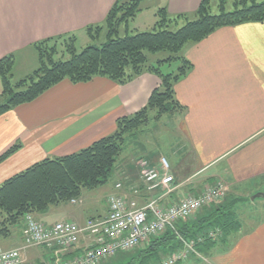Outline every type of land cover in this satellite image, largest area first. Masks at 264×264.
Masks as SVG:
<instances>
[{"label":"crops","instance_id":"1","mask_svg":"<svg viewBox=\"0 0 264 264\" xmlns=\"http://www.w3.org/2000/svg\"><path fill=\"white\" fill-rule=\"evenodd\" d=\"M115 1L0 0V58L16 53L14 74L28 70L26 75L35 64L34 43L62 34L89 37L86 28L102 25ZM142 2H150L156 17L160 7H166L170 15L193 12L201 0ZM182 54L192 67L174 86L185 109L168 115L176 119L181 138L177 141L179 152L170 156L174 183L165 201L174 203L221 180L226 194L248 196L249 200L241 203L256 208L251 196L264 193V20L219 27L202 40L187 44ZM160 83L152 72L125 84L105 76L78 83L66 78L34 100L4 112L0 115V156L14 145L19 147L0 162V185L38 161L71 154L112 133L117 119L142 109ZM142 156L152 165L159 162V155L151 152ZM138 158H133L134 163L126 162V157L119 161L115 185L122 179L124 186L113 193L145 204L166 191L147 190L139 177ZM78 201L70 203L83 202L82 198ZM258 207L264 213V201ZM107 213L106 202L99 216ZM46 214L37 216L50 224L62 220L84 224L89 219L71 218L67 213L45 221ZM19 236L12 248L23 245L22 231ZM91 241L85 233L62 257L81 253ZM23 252L29 262L35 263L51 255L44 247H28ZM206 256L204 264H264V214L243 218L242 226ZM185 262L201 264L193 257Z\"/></svg>","mask_w":264,"mask_h":264},{"label":"trees","instance_id":"2","mask_svg":"<svg viewBox=\"0 0 264 264\" xmlns=\"http://www.w3.org/2000/svg\"><path fill=\"white\" fill-rule=\"evenodd\" d=\"M142 1L116 0L102 25L86 28L92 39L106 29V41L100 44H89L78 50L76 34H62L34 43L38 65L17 80L14 74L16 53L0 58V115L34 100L66 78L78 83L105 76L125 84L145 72H152L161 80L146 105L117 119L112 133L71 154L38 161L6 179L0 185V235L10 236L13 227L27 214L36 218L37 214L48 212L53 206L78 201L85 190L107 184L122 158L129 136L142 131L151 120L159 121L185 109L176 97L174 86L192 67V62L182 54L187 44L202 40L222 26L264 20V0H218L216 11H213L212 0H201L195 11L176 15H170L166 7H160L152 30L121 35V26L136 17L142 9ZM59 42L64 46L61 53L57 49ZM160 52H165V56L153 61L152 56ZM174 62L180 63L177 71L164 70V65L171 68ZM18 147L14 145L2 154L0 162ZM142 158L149 160L145 156L137 159L139 177V160ZM117 183H123L122 179ZM235 199L226 194L223 202L205 206L193 217L180 220L174 227L152 236L148 242L118 251L99 264H158L183 248L189 240L194 241V250L176 264H183L191 257L200 261L203 254L219 248L221 242L228 240L242 226L234 207ZM211 231H217L216 237L210 235ZM85 233L93 239L89 232L82 235Z\"/></svg>","mask_w":264,"mask_h":264},{"label":"built area","instance_id":"3","mask_svg":"<svg viewBox=\"0 0 264 264\" xmlns=\"http://www.w3.org/2000/svg\"><path fill=\"white\" fill-rule=\"evenodd\" d=\"M139 166L140 177L148 190H171L174 176L166 157L160 158L158 166L142 158ZM121 187L122 183L116 184V188ZM137 192L139 193V189L136 188ZM225 195L226 187L221 180L207 184L199 193L183 196L174 203L153 198L140 205L137 200L130 201L124 195L111 194L108 197V214L88 219L85 225L72 220L46 224L32 214H27L24 217V246L9 249L0 246V264H99L118 251L129 250L148 242L152 236L161 234L168 227H174L178 221L193 217L201 208L219 203ZM217 231H211L210 235L216 237ZM84 232L91 234V244L81 253L62 257L77 245ZM193 242L185 241L183 248L158 264H176L185 260L194 250ZM32 246L48 249L50 257L39 263L29 262L23 250Z\"/></svg>","mask_w":264,"mask_h":264},{"label":"rangeland","instance_id":"4","mask_svg":"<svg viewBox=\"0 0 264 264\" xmlns=\"http://www.w3.org/2000/svg\"><path fill=\"white\" fill-rule=\"evenodd\" d=\"M230 2V1H228ZM142 2L141 3V11L131 19L127 25L121 26V35H124L126 32L128 33H135L137 31H145V30H152L154 22H155V15L153 14V9L150 8L151 4L150 2ZM217 4L218 0H212V8L213 11L217 10ZM148 6V7H146ZM145 8V9H144ZM86 35V34H84ZM106 41V29L104 28L100 35L96 37L95 39H92L91 37L82 36L79 35L76 47L78 50H81L83 47L89 45V44H100L102 42ZM57 49L59 53L63 52L64 46L61 42L57 44ZM153 55V54H152ZM165 56V52H160L157 54V56H152V58H161ZM37 54L35 57V64L33 67H31V70L37 67L38 61H37ZM33 63V62H31ZM179 62H174L169 67H164V70L166 71H177ZM28 72V70L21 71L15 73V79H19L25 75V72ZM2 91V85H0V93ZM177 122L175 118L168 117V115L164 116L161 120H151L149 125L145 127L142 131L138 132L137 134H134L132 136H129L122 154V158L126 157V162L128 163H134L133 158H138L139 156H142L143 154L147 152H151L153 156L160 157H167L169 164L171 166V157L174 154H177L179 152L177 147V141L180 140L181 137H179L177 133ZM128 155H131L130 159H128ZM165 155V156H164ZM179 157H181V154H178ZM120 158V160H122ZM119 160V161H120ZM125 162V163H126ZM119 175L117 170L113 172L111 175L109 181L107 184H105L102 187L96 188L94 190H85L82 200L83 202L81 204L73 205L71 203H63L58 206H53L50 208V210L47 212L46 216H44L43 220L50 221L57 217L59 214H69L71 218H77V216H82L84 218H96L99 215H102L104 212L105 204L107 202L108 205V196L115 192V182L118 180ZM123 178V177H122ZM172 189V185L170 187ZM148 190V189H147ZM162 190V188H157L155 190H148L153 193H157V191ZM171 191V190H170ZM170 191H166L163 195L155 196V199H158L162 202L165 201L164 196L168 195ZM141 192V191H140ZM189 194H195V193H188L183 196L189 195ZM182 196V197H183ZM236 198V204H235V210L239 218L242 220L243 218L247 220L248 215L251 216H257L258 218L260 216H263V212H261L260 207L258 205L261 203V201H264L263 198H257L256 203L257 207H250V204H242L241 202L243 200H239V198H248V196L240 197L238 195L231 196ZM153 199V197L151 198ZM150 199V200H151ZM230 199V198H229ZM228 199V200H229ZM238 199V200H237ZM251 199V198H250ZM225 200L222 199L220 202H223ZM255 200H252L254 202ZM73 202V201H72ZM76 202L79 203V201L76 200ZM178 202V201H175ZM219 202V203H220ZM142 204V203H140ZM249 205V206H248ZM264 211V210H263ZM67 212V213H66ZM36 218L39 220V217L36 216ZM2 221V217L0 216V223ZM22 220L19 224L13 227L12 234L8 237H5L4 235H0V246L5 249L12 248L14 245V241L18 240L20 238V233L22 231V246H24L23 241V231L25 227V222L23 224ZM40 221V220H39ZM74 221V220H73ZM42 222V221H41ZM77 222V221H74ZM22 229V230H21ZM37 247V246H32ZM28 248V247H26ZM31 248V247H29ZM134 250V249H133ZM132 252V251H130ZM207 257L206 255H202L200 258L201 264L205 263L204 258ZM184 262L183 264H185Z\"/></svg>","mask_w":264,"mask_h":264},{"label":"water","instance_id":"5","mask_svg":"<svg viewBox=\"0 0 264 264\" xmlns=\"http://www.w3.org/2000/svg\"><path fill=\"white\" fill-rule=\"evenodd\" d=\"M264 197V193H257L251 196L252 200H255L257 198H263Z\"/></svg>","mask_w":264,"mask_h":264}]
</instances>
